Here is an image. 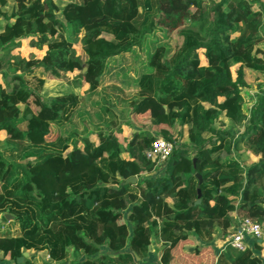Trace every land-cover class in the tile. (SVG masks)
Masks as SVG:
<instances>
[{
	"label": "trees",
	"instance_id": "obj_1",
	"mask_svg": "<svg viewBox=\"0 0 264 264\" xmlns=\"http://www.w3.org/2000/svg\"><path fill=\"white\" fill-rule=\"evenodd\" d=\"M13 1L5 14L7 0H0V53L26 38L44 53L28 60L0 56V73L13 74L9 90L0 84V255L6 264H144L154 238L161 241L159 264H264L255 240L243 251L211 247L218 230L225 235L243 218L264 222V92L248 116L242 95L264 80V53L255 50L264 41V4L253 11L248 0L208 6L205 0ZM71 26L84 32L79 55L66 36ZM174 30L179 48L169 39L149 41ZM133 47L148 52L131 76L126 62ZM66 72H77L88 94L102 87L91 110L90 98L85 107L73 92L48 101L38 94L47 80H66ZM107 74L116 83L103 86ZM124 113L174 145L186 127L191 145L175 146L162 175L150 177L154 166L143 151L155 138L137 129L121 142L118 114ZM220 116L243 131L233 138L220 131L204 141L201 134L212 135ZM89 126L97 143L87 136ZM243 151L258 160L242 165L237 155ZM137 173L147 177L126 182ZM190 236L200 245L189 253ZM102 247L111 253H100Z\"/></svg>",
	"mask_w": 264,
	"mask_h": 264
},
{
	"label": "rangeland",
	"instance_id": "obj_2",
	"mask_svg": "<svg viewBox=\"0 0 264 264\" xmlns=\"http://www.w3.org/2000/svg\"><path fill=\"white\" fill-rule=\"evenodd\" d=\"M216 0H205V5H209V3L211 2H215ZM249 3H252V10L256 11L259 9V4L258 3H263L264 4V0H248ZM14 8V1L13 0H7V3L4 7L1 8V11L5 14H10V12L13 10ZM57 16H59V14H57ZM60 17V16H59ZM4 23V20L1 19L0 21V25L2 26ZM157 36H153L152 38H150L151 40H149V37L147 38V40H145V42L147 43L148 40L155 42V39L157 37V39L160 42H165L167 39H169V41L171 42L170 45L179 48L182 44V38L178 33V30H174L173 32H171L169 34V37L166 38L165 35L156 32ZM66 36L69 37L72 41V48L75 51L76 55H79L81 53V40L84 36V32L81 30H78L76 27H70V29L68 30V32L66 33ZM30 38H26L20 41V44L17 48L10 50L8 52H1L0 56L5 60H14L17 58H21V59H25L28 60L30 58H39L43 55L44 53V49L42 50H38L35 48H32L30 46ZM147 49L149 50L150 48L147 47ZM256 53L257 55H260L261 52L264 53V41L260 44H258L255 47ZM147 50L142 47H133L132 50L130 52H128L129 58L128 61L126 62V64H130L129 67H131V70L129 71L131 76H134V74L139 70L138 68H140L141 65H143L146 61V57H147ZM121 60V58H116V61L119 62ZM236 67H233L231 69L232 74L234 75V71H235ZM12 73L9 71H6V74H1L0 73V84L5 87L7 90H9L12 86ZM77 72H73V73H69L66 72L65 73V77L66 80H47L43 86L42 89L38 90L37 92L40 95V97L44 100V101H48L60 94L66 93V92H73L74 94L78 95L82 100H83V105L85 100H87L88 98H90L89 102H88V107H86V109L91 110V103L92 101H97L100 100L102 97V87L100 86L97 90L96 93H92V94H88L87 93V85H81L78 83V79L76 78ZM113 77H111L109 74H107L105 77H103V86L108 85L109 83H116V76L112 75ZM29 85L34 88V90H36V80L35 78H30L29 79ZM260 86H258V84H254L253 86H251L249 89H243L242 90V95H243V108H244V113L246 116H248V112L250 111L252 105L255 102V97L257 96V94L264 92V80H261L258 82ZM123 87V86H122ZM126 90H128V92L133 93L134 92V87H129L126 88ZM95 114V113H94ZM119 115V120L121 122L120 125V129H121V133L116 134L117 138L121 141V142H125V140H127V137H129L130 135H132L133 131L139 129V130H147L149 132V134L152 137H157V136H161V131L154 129L152 127H148L146 125H144L143 123H135V121L133 122L134 116L131 113H124L122 116L120 114ZM85 120L87 119V117L84 118ZM86 123L88 124V121L86 120ZM140 125H142V127H138ZM151 128V129H150ZM214 132L212 133V135L209 134H201V136L203 137L204 141H207L210 138H214L216 135H220V131H224L226 135L222 134L221 136H225L227 138H233L236 137L240 132L243 131V127L242 126H237L234 125L233 123H231L228 119H226L224 116H220L218 121L215 123L214 126ZM115 130V129H113ZM96 133L97 130L93 129L92 126H89V134L87 135L91 140L97 139L96 137ZM187 128L184 127L182 128V136L178 137L175 139V146H182L183 144L186 145H191L190 142H188L187 138ZM162 137V136H161ZM2 138V136H0V139ZM79 147H81V145H78ZM190 159H192V153L189 155L188 160H185L183 162V165H187L188 161H190ZM237 159L238 161L244 165V166H248L251 163H254L258 160V157H255L253 155H251L250 153H247L245 151L238 153L237 155ZM162 171L161 169L159 170H155L150 174V177H155V176H160L162 175ZM144 177H147L146 174L144 173H137L135 179H142ZM129 207H127L126 210L122 211V220H125L127 213H128ZM233 216V214L231 215ZM262 225V229H263V244L262 245H258V250L260 249V251H262L264 249V222L260 223ZM5 226V224H4ZM129 226V225H128ZM130 227V226H129ZM232 232L229 233V235H231ZM226 235V234H225ZM223 235V236H225ZM196 243H198L197 240H195V242H192V245L190 246H186L185 249L186 251H188L189 253L192 251V249L195 247H193V245H195ZM216 246V243L215 245ZM160 250V245H159V241L157 238H154L152 240L151 246L149 248V254L148 257L145 261H143L144 264H159L158 262V253ZM213 250H215V252L218 251V249L216 247H213ZM100 253H111L109 252L105 247L100 248ZM7 259V258H6ZM83 257H80V260H82ZM3 261L4 263L7 262V260H4V258H2V256L0 255V262ZM0 264H3L2 262Z\"/></svg>",
	"mask_w": 264,
	"mask_h": 264
},
{
	"label": "built area",
	"instance_id": "obj_3",
	"mask_svg": "<svg viewBox=\"0 0 264 264\" xmlns=\"http://www.w3.org/2000/svg\"><path fill=\"white\" fill-rule=\"evenodd\" d=\"M175 145L161 136L155 137L150 147L143 151V156L150 161L155 170H163L165 163L172 154ZM263 239L262 225L249 218H243L237 222L226 245L237 251H243L248 247L249 240L260 241Z\"/></svg>",
	"mask_w": 264,
	"mask_h": 264
},
{
	"label": "crops",
	"instance_id": "obj_4",
	"mask_svg": "<svg viewBox=\"0 0 264 264\" xmlns=\"http://www.w3.org/2000/svg\"><path fill=\"white\" fill-rule=\"evenodd\" d=\"M133 122H134V119H133ZM149 126H147V128H148ZM151 127V126H150ZM149 129V128H148ZM151 129V128H150ZM133 133H134V131H133ZM127 138H130V136L129 137H127ZM90 139V138H89ZM91 140V139H90ZM91 141H94L95 143H97L98 142V140L97 139H94V140H91ZM122 158H124V159H129V157L126 155V154H122ZM167 201L169 202V203H171V200L170 199H167ZM232 217H234V216H232ZM235 218V217H234ZM233 230H234V228L232 229V230H228L227 231V233H226V235L225 236H223L224 234L222 233V231H220V230H218L217 231V233H216V235L213 237V242H212V248L213 247H216L217 249H218V251H220V250H222L225 246H226V243H227V241H228V239H229V237H230V235H229V233L230 232H233ZM195 238L194 237H192V236H190L189 237V244H187L186 246H190V245H192V242H195ZM158 241H159V245H160V250H159V255H158V259H159V256H160V253H161V241L158 239ZM215 243H216V246H214L215 245ZM248 244H250V240L248 241ZM257 244L258 245H262L263 244V240H260V241H257ZM200 244H199V242L198 243H196L195 245H193V247L195 246H199ZM185 246V247H186ZM193 250V249H192ZM185 251H186V249H185ZM259 251V254H258V256L264 261V249L262 250V251H260V249L258 250ZM186 252H188V251H186ZM214 252H215V250H214ZM27 253H28V255H29V253H31V252H29V251H27ZM7 257H5L4 258V260H7L8 261V258L6 259ZM3 264H4V262H2ZM7 263V262H6ZM5 263V264H6Z\"/></svg>",
	"mask_w": 264,
	"mask_h": 264
},
{
	"label": "water",
	"instance_id": "obj_5",
	"mask_svg": "<svg viewBox=\"0 0 264 264\" xmlns=\"http://www.w3.org/2000/svg\"><path fill=\"white\" fill-rule=\"evenodd\" d=\"M86 70V66H83L82 67V73L84 72ZM193 165L195 164V159H193ZM196 177L198 178V181L200 182V178H199V176L198 175H196ZM136 181V179L134 178V177H131V178H129V179H127V183L128 182H131V183H134ZM199 195H200V192H199V190H197V196L199 197ZM200 202H199V200H197L196 202H195V204H199ZM5 218L6 219H8V220H11V216H9V215H5ZM0 222H1V220H0ZM28 256V253L27 252H23L22 253V256L20 257V258H18L17 259V263H20V262H22V260L24 259V258H26ZM136 260H137V258H135Z\"/></svg>",
	"mask_w": 264,
	"mask_h": 264
}]
</instances>
